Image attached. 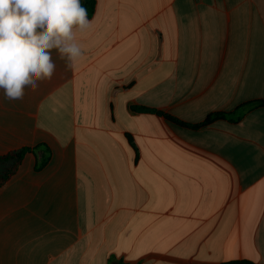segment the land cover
<instances>
[{
  "label": "crops",
  "instance_id": "1",
  "mask_svg": "<svg viewBox=\"0 0 264 264\" xmlns=\"http://www.w3.org/2000/svg\"><path fill=\"white\" fill-rule=\"evenodd\" d=\"M93 17L72 69L53 49L50 81L0 91V156L31 149L0 188V264H264V0Z\"/></svg>",
  "mask_w": 264,
  "mask_h": 264
},
{
  "label": "clouds",
  "instance_id": "2",
  "mask_svg": "<svg viewBox=\"0 0 264 264\" xmlns=\"http://www.w3.org/2000/svg\"><path fill=\"white\" fill-rule=\"evenodd\" d=\"M80 0H0V91L23 100L56 72L52 50L72 69L83 57L77 35L92 26Z\"/></svg>",
  "mask_w": 264,
  "mask_h": 264
},
{
  "label": "trees",
  "instance_id": "3",
  "mask_svg": "<svg viewBox=\"0 0 264 264\" xmlns=\"http://www.w3.org/2000/svg\"><path fill=\"white\" fill-rule=\"evenodd\" d=\"M80 2L82 4V6H84L87 9L88 19L91 18L93 16V14L95 13L96 0H80ZM249 105H253V104H247V106H249ZM258 105L264 106V101L259 102ZM243 107H245V106H243ZM243 107L239 108V111H242V113H244V111L241 110ZM133 110L138 111V112H142V113L158 114V115L163 116L167 120H169V121H171L177 125L192 128V129H198L200 127L209 125L216 120L226 118V114H224V113L214 114V115L209 116L207 118V120L202 124L191 125V124H186V123L182 122L181 120H179L175 117H172L168 114H165V113L157 111V110L143 108V107H133ZM237 119H240V115H238ZM30 152H31L30 148H23V149L18 150V151L10 152L7 155L0 156V188L16 174V172H17L19 166L22 164L25 156ZM47 162H48V158L45 159L44 161H42L37 166V169H41L42 167H44ZM234 264H236V263H234Z\"/></svg>",
  "mask_w": 264,
  "mask_h": 264
}]
</instances>
